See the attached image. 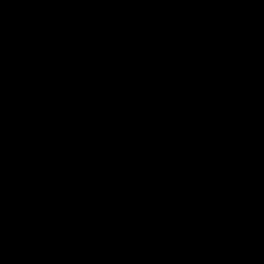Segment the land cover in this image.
<instances>
[{
    "label": "water",
    "instance_id": "obj_1",
    "mask_svg": "<svg viewBox=\"0 0 264 264\" xmlns=\"http://www.w3.org/2000/svg\"><path fill=\"white\" fill-rule=\"evenodd\" d=\"M0 264H264V0H0Z\"/></svg>",
    "mask_w": 264,
    "mask_h": 264
}]
</instances>
